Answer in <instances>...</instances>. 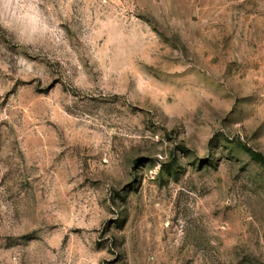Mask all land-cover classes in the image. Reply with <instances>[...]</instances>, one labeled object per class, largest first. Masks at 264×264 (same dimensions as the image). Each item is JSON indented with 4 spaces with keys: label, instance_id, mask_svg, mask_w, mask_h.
<instances>
[{
    "label": "rangeland",
    "instance_id": "1",
    "mask_svg": "<svg viewBox=\"0 0 264 264\" xmlns=\"http://www.w3.org/2000/svg\"><path fill=\"white\" fill-rule=\"evenodd\" d=\"M264 0H0V264H264Z\"/></svg>",
    "mask_w": 264,
    "mask_h": 264
},
{
    "label": "trees",
    "instance_id": "2",
    "mask_svg": "<svg viewBox=\"0 0 264 264\" xmlns=\"http://www.w3.org/2000/svg\"><path fill=\"white\" fill-rule=\"evenodd\" d=\"M244 149L253 160L264 164V154L262 152L255 150L254 148L247 145H244Z\"/></svg>",
    "mask_w": 264,
    "mask_h": 264
}]
</instances>
